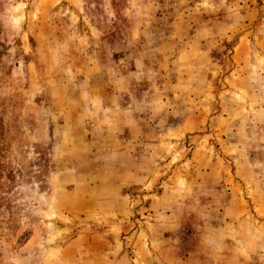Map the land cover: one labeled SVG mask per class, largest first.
Listing matches in <instances>:
<instances>
[{"label": "rangeland", "instance_id": "1", "mask_svg": "<svg viewBox=\"0 0 264 264\" xmlns=\"http://www.w3.org/2000/svg\"><path fill=\"white\" fill-rule=\"evenodd\" d=\"M0 264H264V0H0Z\"/></svg>", "mask_w": 264, "mask_h": 264}]
</instances>
